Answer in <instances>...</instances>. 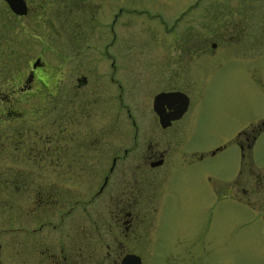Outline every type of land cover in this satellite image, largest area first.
<instances>
[{"label": "rangeland", "instance_id": "obj_1", "mask_svg": "<svg viewBox=\"0 0 264 264\" xmlns=\"http://www.w3.org/2000/svg\"><path fill=\"white\" fill-rule=\"evenodd\" d=\"M28 1L31 6L38 1L43 6L34 7V13L19 21L6 2L0 0V90H10L16 79L21 84L35 59L41 58L44 64L38 69L47 76L54 92L38 94L34 99L39 108L50 102L46 114L43 108L34 112L39 132L44 131L46 116L53 119L63 109L64 77L69 80L76 69L78 57L63 58V54L103 51L111 33L108 22L115 16V51L127 60L120 71L127 84L124 99L133 104V112L141 117L142 133L154 131L151 98L159 87L169 83L165 70L164 82L155 86V80L145 82V78H156L152 69L159 57L167 62L175 57L189 58V54L190 58L195 54L203 59L205 53H214L195 71L180 67L176 74L180 85L192 94L191 108L184 117L188 118L186 134L193 133L194 145L205 148L220 141L224 134L231 135L232 125L244 127L264 118V0ZM66 2L82 4L73 10L81 26L76 29L73 25L70 31L62 25ZM39 13L50 24L37 20ZM210 41L215 46L210 47ZM35 84H39L38 80ZM107 90L104 84L100 92ZM22 106L27 105L21 101ZM126 116V110L114 100L99 107L91 127L98 135L100 150L128 142L125 134L130 127ZM6 151L10 150L5 147L3 152ZM27 157L21 155L14 163L26 169L30 164ZM237 158L235 147L229 146L211 158L212 173L217 177L227 175L232 162L236 168ZM251 158L255 165L264 168V131L252 147ZM12 163L11 157H0V164ZM83 176L0 172L1 256L5 258L6 246L13 245L18 264H29L31 240H42L45 231H49L47 226H41L38 215L52 211L56 214L62 209L56 203L51 208L34 209L33 198L49 190L61 198L66 192L69 197L77 196L78 187L87 184L86 174ZM174 180L177 206L168 208L161 218L157 240L153 236L146 248L137 250L143 264H264L262 210L234 200L214 203L211 197L208 209L201 181H192L186 175L175 176ZM66 219H72L68 224L74 230L75 217Z\"/></svg>", "mask_w": 264, "mask_h": 264}, {"label": "flooded vegetation", "instance_id": "obj_2", "mask_svg": "<svg viewBox=\"0 0 264 264\" xmlns=\"http://www.w3.org/2000/svg\"><path fill=\"white\" fill-rule=\"evenodd\" d=\"M25 1L27 12L21 15L12 12L6 3L19 21L22 16H30L34 7L43 6L40 1L36 6ZM77 5L65 3L62 25L66 30L70 31L73 25L76 29L81 26L73 13L82 4ZM36 17L41 23H48L40 13ZM108 23L111 33L103 51L63 54V58L78 57V62L74 75L69 80L64 77L61 92L64 107L53 119L46 116L43 132L36 128L34 112L43 108L46 114L50 102L39 108L34 99L38 94L53 95L54 91L47 76L38 69L44 64L41 58L38 57L40 65H31L21 84L16 79L10 90H0V157L13 159L12 164H0V172L79 173L82 177L84 173L87 179V184L82 182L83 188L78 187L77 196L69 197L65 191L61 198L49 190L33 198L34 209L51 208L54 203L62 209L56 214L52 211L38 215L41 226H47L49 231H45L42 240H31L29 264H122V258L129 253L138 255L143 264L137 250L147 247L148 241L157 236L167 209L177 206L172 186L175 176L181 175L203 183V200L208 209L211 197L214 203L234 200L262 210L260 221L264 231V168L255 165L251 158L252 147L264 131V118L244 127L232 125L231 135L224 134L220 141L205 148L194 145L193 133L186 134L188 118L184 117L191 108L192 94L180 85L176 74L180 67L195 71L197 65L214 53H205L203 59L195 54L190 58L189 54V58L175 57L167 62L159 57L152 69L156 78H145V82L155 80L153 86L164 82L162 70H165L169 83L159 87L151 98L154 131L142 133L141 117L133 112V104L124 99L127 84L120 71L127 60L115 51L116 16ZM69 31L67 36L74 39ZM211 46H215L214 41H210ZM36 80L41 84L36 85ZM104 84L108 90L100 92ZM159 92L169 93L156 102L162 116L154 109V97ZM113 100L126 110L125 119L130 127V132L125 134L128 142L118 148L113 144L107 150H100L98 135L91 126L96 122L94 115L99 107H106ZM21 101L27 106L21 107ZM231 145L238 154L237 166L234 169L232 162L229 173L217 177L210 167L211 158ZM5 147L10 151L3 152ZM21 155L28 156L30 164L26 169L14 163ZM71 216L75 217L74 230L68 224L72 219H66ZM1 248L0 245V264H18L13 245L6 246L5 258L1 256Z\"/></svg>", "mask_w": 264, "mask_h": 264}, {"label": "water", "instance_id": "obj_3", "mask_svg": "<svg viewBox=\"0 0 264 264\" xmlns=\"http://www.w3.org/2000/svg\"><path fill=\"white\" fill-rule=\"evenodd\" d=\"M6 2L8 3L11 10L17 14H25L27 12V4L25 0H6ZM39 64H40V59L36 58V60L32 63V66L36 67ZM166 94L169 93L159 92L154 97V109L159 116H162V113L161 110L157 107L156 102L159 101ZM122 264H140V257L132 253L126 254L122 258Z\"/></svg>", "mask_w": 264, "mask_h": 264}]
</instances>
